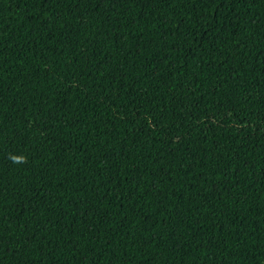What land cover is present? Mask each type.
I'll return each instance as SVG.
<instances>
[{
	"label": "trees",
	"instance_id": "trees-1",
	"mask_svg": "<svg viewBox=\"0 0 264 264\" xmlns=\"http://www.w3.org/2000/svg\"><path fill=\"white\" fill-rule=\"evenodd\" d=\"M0 264H264V0H0Z\"/></svg>",
	"mask_w": 264,
	"mask_h": 264
}]
</instances>
